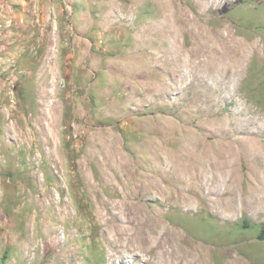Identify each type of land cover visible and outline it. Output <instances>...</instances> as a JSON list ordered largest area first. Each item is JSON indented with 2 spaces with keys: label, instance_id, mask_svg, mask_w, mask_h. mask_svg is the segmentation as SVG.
Masks as SVG:
<instances>
[{
  "label": "rangeland",
  "instance_id": "1",
  "mask_svg": "<svg viewBox=\"0 0 264 264\" xmlns=\"http://www.w3.org/2000/svg\"><path fill=\"white\" fill-rule=\"evenodd\" d=\"M237 41L253 45L240 64ZM110 145L136 179L158 171L163 200L105 178ZM204 146L235 156L220 215L172 199L197 188L172 174L202 169ZM124 197L206 247L203 264H264V0H0V264H194L111 257L101 217Z\"/></svg>",
  "mask_w": 264,
  "mask_h": 264
},
{
  "label": "bare ground",
  "instance_id": "2",
  "mask_svg": "<svg viewBox=\"0 0 264 264\" xmlns=\"http://www.w3.org/2000/svg\"><path fill=\"white\" fill-rule=\"evenodd\" d=\"M226 35L228 36V33ZM238 41L235 43L236 47L233 48V52L235 53L237 64H240L242 59H244L253 48V45L247 43L238 44ZM200 51L201 49H198L192 53L199 55ZM239 138L238 144H241L237 146L236 153L241 151L240 147L244 150L243 146L246 148L245 144H248L247 147L250 146L251 149L254 147L250 143L252 141L254 142L250 136ZM230 146L232 147V145ZM106 150L109 161L121 169L119 172L105 173V178L108 181H111L113 178L119 181L130 180L135 190H139L142 193L153 191V199H157V196L160 195L163 200L166 192L160 180L161 177L159 179V175L156 173L158 171H156L154 175H152V173L147 175L145 179L143 178L145 181L142 179L138 180L135 178L133 170H131L132 164L122 157L117 147L110 145L106 147ZM232 156L235 158L234 155H231V157ZM228 158L227 156L223 157L221 153H218V151H215L213 148H206L205 163L202 169L199 170L194 169L185 161L179 159V164L177 161L178 167L175 169L176 171L174 170L175 172L172 175L179 179L187 177L188 179L199 181L197 183L195 182L197 188L192 194L184 193L182 185L176 186L175 190H173L175 193L172 196L173 202H180L187 210H189L191 206L197 207V205L199 206L201 204L204 209H213L216 215H220V213L224 211L236 209L237 203L235 196L224 197L225 190H223L222 187L223 181L231 179L236 169V161L234 158ZM165 172H169V170ZM208 181L213 182L214 187L209 188L207 185ZM127 197L117 199L111 203H105L107 216L103 217L101 215V218H105V221L108 220L110 222V229L113 231V234L106 237V240H104L106 241L111 257H116L117 259L122 258V256L119 255L122 249L124 252L154 250L158 262L169 259H180L182 261L184 260L186 263L203 264L206 261L202 255L206 247L185 243L181 231L161 223L156 212L150 210L146 207L147 205L140 200Z\"/></svg>",
  "mask_w": 264,
  "mask_h": 264
},
{
  "label": "trees",
  "instance_id": "3",
  "mask_svg": "<svg viewBox=\"0 0 264 264\" xmlns=\"http://www.w3.org/2000/svg\"><path fill=\"white\" fill-rule=\"evenodd\" d=\"M257 238L264 240V224H261L258 228Z\"/></svg>",
  "mask_w": 264,
  "mask_h": 264
}]
</instances>
